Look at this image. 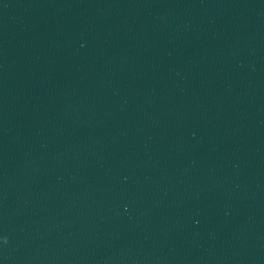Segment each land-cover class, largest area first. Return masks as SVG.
I'll use <instances>...</instances> for the list:
<instances>
[{"label":"water","instance_id":"95a60500","mask_svg":"<svg viewBox=\"0 0 264 264\" xmlns=\"http://www.w3.org/2000/svg\"><path fill=\"white\" fill-rule=\"evenodd\" d=\"M0 264H264V0H0Z\"/></svg>","mask_w":264,"mask_h":264}]
</instances>
